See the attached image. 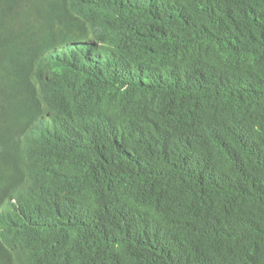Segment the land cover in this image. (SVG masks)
I'll return each mask as SVG.
<instances>
[{
  "label": "trees",
  "instance_id": "obj_1",
  "mask_svg": "<svg viewBox=\"0 0 264 264\" xmlns=\"http://www.w3.org/2000/svg\"><path fill=\"white\" fill-rule=\"evenodd\" d=\"M24 5L0 0V190L43 196L0 195V264H264V0H102L112 28L96 34L119 37L125 63L104 52V76L78 65L61 93L43 71L64 65L38 46L84 24ZM79 94L90 142L57 113L36 149L70 150L25 158L13 114L72 113ZM48 197L62 213L44 216Z\"/></svg>",
  "mask_w": 264,
  "mask_h": 264
},
{
  "label": "clouds",
  "instance_id": "obj_2",
  "mask_svg": "<svg viewBox=\"0 0 264 264\" xmlns=\"http://www.w3.org/2000/svg\"><path fill=\"white\" fill-rule=\"evenodd\" d=\"M22 1L25 2V5L21 7L22 12L31 14L41 22H45L53 26H60L72 21H80L84 24L87 37L77 36L74 34H59L40 43L38 46V54L47 53L48 55L57 57L64 65L62 72L43 71L47 85L52 91L61 93L67 90L74 78L70 71L74 70L78 65L90 69H96L97 74L94 76H104V71H106V61L103 59L102 54L104 52L108 53L112 58L114 57L118 59L117 64L113 67L114 69H117L125 63L123 43L120 38L115 36L112 40H108L106 38H100L96 34V32L100 31L101 29L112 28H107V23H102L100 20V17L104 12L102 0ZM32 21L33 18L26 24L31 25ZM146 66L147 64L142 69H146ZM53 73H58L60 76L66 75L67 78L62 80L56 77L52 78ZM30 81H32V77H30ZM140 95L143 94L136 93V86L134 85L129 91V103L134 105L133 100ZM82 100L83 94H79L76 98L77 109L72 113L53 111L46 105H43L38 110H28L21 108L16 111L12 117L16 119L18 124L15 123L12 128L16 132L17 136H19L23 144V156L33 160H37L39 158L46 159L47 155L52 152L57 153L61 150H70L65 144L60 147L58 141L51 143V151L46 147L42 150L36 149L40 142V133H42L45 129H53L51 125V119L57 113H60L61 123L64 125V130L67 133L76 132L85 141L90 142L89 135L82 124ZM44 117L46 118L45 122L47 127H43L38 130H30L31 127H33ZM42 179L45 181H50L45 177H42ZM71 191L78 196L91 195L88 189H83L79 186L71 188ZM16 194H23L24 196L17 199L15 197ZM0 195L7 197L9 202L13 204L34 201L43 196L31 191L27 184H20L19 186H15L13 188L2 189L0 190ZM51 201L52 200L48 197L47 209L44 216H53L54 214L62 213L63 211L62 207L48 208V205L51 203ZM76 225L84 231L95 229V227L89 223H77ZM80 246L83 245L80 243L79 247Z\"/></svg>",
  "mask_w": 264,
  "mask_h": 264
},
{
  "label": "rangeland",
  "instance_id": "obj_3",
  "mask_svg": "<svg viewBox=\"0 0 264 264\" xmlns=\"http://www.w3.org/2000/svg\"><path fill=\"white\" fill-rule=\"evenodd\" d=\"M45 120H46V118L44 117L43 119L38 121L33 127H31L30 130H38L40 128L47 127Z\"/></svg>",
  "mask_w": 264,
  "mask_h": 264
}]
</instances>
